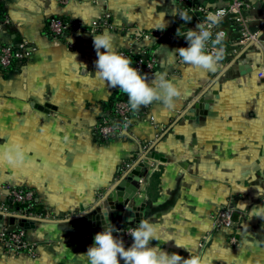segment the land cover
<instances>
[{
  "label": "crops",
  "instance_id": "1",
  "mask_svg": "<svg viewBox=\"0 0 264 264\" xmlns=\"http://www.w3.org/2000/svg\"><path fill=\"white\" fill-rule=\"evenodd\" d=\"M247 1L245 18L260 42L220 61L215 72L186 65L178 53L173 56L185 47L186 32L199 24L195 16L186 25L178 20L176 0L1 3L0 19L7 15L12 24L0 30V42L29 41L38 50L27 63L0 69V190H34L37 210L49 218L27 232L38 245L37 259L0 254V264H89L80 255L89 248L83 242L87 232L63 220L94 208L131 160L144 167L121 226H138L144 219L161 224L162 239L173 240H152L150 246L184 258L192 252L204 255L209 264H264V218L250 212L264 205L258 190H264V78L259 77L264 67V0ZM196 3L213 15L228 4ZM107 13L115 29L94 35L110 32L118 52L130 46L154 52L157 63L149 77L167 73L182 96L173 109L159 101L150 109L139 108L128 135L101 143L95 127L113 115L123 91L95 78L94 35H69L55 43L47 25L53 17L90 24ZM218 19L216 26L227 31L229 44L238 41L239 31ZM155 29L177 37L136 40ZM14 143L26 153L19 167L4 158L6 146ZM231 198L241 214L238 247L228 243L229 232H214L211 218ZM240 204L248 208L242 210Z\"/></svg>",
  "mask_w": 264,
  "mask_h": 264
},
{
  "label": "built area",
  "instance_id": "2",
  "mask_svg": "<svg viewBox=\"0 0 264 264\" xmlns=\"http://www.w3.org/2000/svg\"><path fill=\"white\" fill-rule=\"evenodd\" d=\"M5 0H0V5ZM178 4L177 18L186 25L183 19L179 18L180 13H186L187 16H195L200 25L207 27V16L209 10L202 5L196 3V0H176ZM227 6L216 11V14L222 21H229L240 33L238 41L229 44L227 31L223 28H218L216 25L211 28L213 39L217 32H224L225 37L222 45L217 47L224 48V56L221 61H226L232 55H237L239 52L253 43H259V33L250 31L245 12L250 8L247 0H226ZM12 22L9 16L4 15L0 19V30L11 26ZM48 32L52 40L61 42L69 35H94L100 33L106 28H114L111 23V14L107 13L100 19L93 21L90 24H84L77 20L53 17L48 21ZM157 38L160 40H172L177 37L176 34L169 30L155 29L142 32L137 41L141 39ZM75 45H71L74 47ZM185 47H188V42L185 40ZM208 48H212L211 41L208 43ZM38 47L29 42L23 41L19 44H3L0 42V69L7 70L15 63L25 64L37 52ZM120 53L128 57L132 62V67L136 68L142 75L151 76L156 67L157 58L154 52H150L147 48L137 49L130 46ZM260 78H264V67L259 74ZM151 105L143 106L145 110L150 109ZM139 110V109H138ZM138 110L133 111L128 102V96L123 92V95L117 99L114 105L113 115L111 117L102 118L99 124L95 127V138L101 143L110 142L113 139L121 138L128 135ZM152 124H155L154 118H150ZM135 164V160L125 162L122 166L123 172H127ZM5 191L8 193L5 194ZM5 196L4 201L1 197ZM37 196L32 189H27L18 186H7L0 190V213L4 215L0 223V254L10 255L13 257L24 256L30 259H37L39 257L38 245L28 238L27 229L19 227L17 224L10 225L8 214L17 216H25L33 219H48L49 214L44 210H37ZM241 214L237 208L236 202L233 198L228 200L223 206L216 209L212 214L213 230L214 232H229L227 236L228 243L232 247H238L241 244L238 227L239 218ZM137 226H120L119 231L114 233L121 237L125 245L133 241L129 235L131 230ZM95 234L86 233L83 236L84 244L91 246L94 244Z\"/></svg>",
  "mask_w": 264,
  "mask_h": 264
},
{
  "label": "clouds",
  "instance_id": "3",
  "mask_svg": "<svg viewBox=\"0 0 264 264\" xmlns=\"http://www.w3.org/2000/svg\"><path fill=\"white\" fill-rule=\"evenodd\" d=\"M179 18L185 22L189 20L186 13H180ZM206 19L207 27L197 24L184 35L188 47L179 48L172 54L176 56L178 53L186 65L215 72L224 56V48L217 46L222 45L225 33L217 32L213 39L211 28L218 25V15L209 14ZM210 41L211 49L208 48ZM93 43L98 56L95 62V78L107 82L111 88L119 87L126 93L133 111L156 101L161 102L166 109L176 106V101L182 96V90L168 78L167 73H156L152 77L142 75L132 67L128 57L116 50L112 34L108 31L94 35ZM4 158L13 167H19L25 162L26 153L21 144L14 143L6 146ZM258 190L260 198L264 197V190L259 187ZM240 206L242 210L248 208L246 204ZM250 212L252 217L264 218V205L253 207ZM118 231L115 225L106 223L103 230L95 235L94 244L89 246L86 253L80 255L86 256L89 264H121V260L124 264H209L207 258L198 253L189 252V257L184 258L177 253L169 254L159 246H150L152 240H173L170 237L162 239L163 227L159 223L141 220L129 233L133 238L129 247H125L121 237L114 235ZM177 246L183 245L177 243Z\"/></svg>",
  "mask_w": 264,
  "mask_h": 264
},
{
  "label": "water",
  "instance_id": "4",
  "mask_svg": "<svg viewBox=\"0 0 264 264\" xmlns=\"http://www.w3.org/2000/svg\"><path fill=\"white\" fill-rule=\"evenodd\" d=\"M197 103H203L202 99ZM195 107L197 108V104H195ZM140 109L143 110V106H141ZM143 167L142 163L136 162L132 168L122 174V177H120L94 208L63 221L70 223L73 228H79L92 234L101 232L108 222L115 225L116 228H119L122 224L123 212L129 205L131 199L138 192V183ZM7 193L8 192L5 191V194ZM4 197L5 196L1 197L2 201H4ZM138 210L140 209H136V211ZM110 211H113V214H111ZM7 217L10 225L17 224L19 227L27 230L35 228L37 222L47 221L45 219H33L14 214H8ZM3 218L4 215L0 213V223ZM115 219L117 220L116 223Z\"/></svg>",
  "mask_w": 264,
  "mask_h": 264
},
{
  "label": "trees",
  "instance_id": "5",
  "mask_svg": "<svg viewBox=\"0 0 264 264\" xmlns=\"http://www.w3.org/2000/svg\"><path fill=\"white\" fill-rule=\"evenodd\" d=\"M40 211V210H39Z\"/></svg>",
  "mask_w": 264,
  "mask_h": 264
}]
</instances>
